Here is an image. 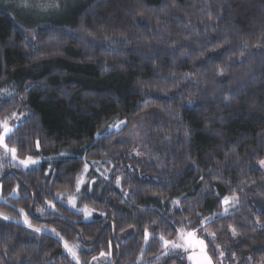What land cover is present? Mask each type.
I'll return each instance as SVG.
<instances>
[{"label": "trees", "instance_id": "16d2710c", "mask_svg": "<svg viewBox=\"0 0 264 264\" xmlns=\"http://www.w3.org/2000/svg\"><path fill=\"white\" fill-rule=\"evenodd\" d=\"M5 117L19 125L8 146L43 164L0 171V213L10 217H0V264H74L56 237L23 225L24 214L79 243L82 264L102 251L111 264H187L157 259L159 242L145 244L144 229L171 239L167 223L215 214L207 228L223 264H264V0H82L35 19L0 2ZM144 117L149 162L124 141ZM89 160L109 177L84 188L93 220L62 204L50 211L46 202L72 191ZM233 195L238 208L220 215L219 201Z\"/></svg>", "mask_w": 264, "mask_h": 264}, {"label": "snow or ice", "instance_id": "6c2138e0", "mask_svg": "<svg viewBox=\"0 0 264 264\" xmlns=\"http://www.w3.org/2000/svg\"><path fill=\"white\" fill-rule=\"evenodd\" d=\"M55 7L59 9V4H56ZM34 39V37H33ZM186 76L188 74H185ZM217 75H223V69L219 70ZM4 95H7L10 98H15L12 96L11 93H4ZM191 103V101H190ZM12 117H15V113L12 114ZM9 117H5L3 120H0V146L4 148V156L11 157V160L9 161L10 166L13 168L23 166L25 170L29 168H34L35 166L40 165L41 161L39 159H34L31 156H28L24 159H18L16 155V148H10L8 144H6L5 137L11 138V135L14 130L18 129L19 125H14L12 127L9 126ZM121 124H126V121H121ZM116 128L119 130V125H116ZM185 137H189V132L185 131L184 133ZM37 148H39V142H37ZM139 154V153H137ZM62 156L67 155L66 153H61ZM259 164L261 167H264V160L259 161ZM88 171V165L85 164L83 172L86 173ZM47 175V173H46ZM203 179V178H201ZM86 181L83 178V174L77 177L76 183H75V189H76V195L64 197L61 194H57V199L63 202V200L66 198L68 200V203L71 205L72 208L76 209L77 211L83 213L85 219L87 220L89 217L92 216L93 209H89L87 206L83 208H76V200L81 192L82 185H85ZM92 183H95V181H92ZM117 186L120 185V179L117 178L116 180ZM88 191L91 192V185H87ZM13 194H15V190H13ZM221 204L225 205L224 211L220 215H228L229 213V207L235 206V204L238 202V197L233 196H225L221 201H219ZM48 204L49 208L55 209V205L46 202ZM173 205L175 207L180 206V201L176 200L173 201ZM20 212L24 214V210L20 209ZM41 214H43L44 209H40ZM101 215H104V213H101ZM199 215V214H198ZM0 217H2L4 220H9L10 217L7 215H4L3 213H0ZM216 215L214 214L211 217H204L203 219L199 220L198 223H194L192 220L188 218H184L181 221H171L165 225L166 229L171 228L172 232L168 233V236H172L173 232L175 233L174 237L169 239L166 235L163 233L159 234L158 236L155 234V229L152 230V233H149L148 228L144 229V235H143V241L145 244H148L149 237L151 235L152 239H156L159 242V246L162 249L160 256L157 257V259H160L161 257H176L183 260H186L188 264H214L213 257H217V259H220L221 264H223V257L225 256V253L220 250V246L216 244V234L215 232L209 231L207 228L208 224H211L215 221ZM19 223V221H16ZM23 223L27 225L33 232L40 233V232H49L50 234L55 235L59 238V241L62 243L64 251L68 254L69 257L75 262V264H82L80 257H79V251L81 250L82 246L79 243L70 244L63 236L60 235L59 232L56 231V229H42L40 227H34L29 219L27 214H24V220ZM155 223V221L153 222ZM231 233L232 236L235 237L239 233L237 232L236 228L231 227ZM212 244L213 248L211 250V253H209L208 245ZM109 246H111V242H109ZM7 253L5 252V256ZM111 252L105 253L101 252L100 256H110ZM234 256V253L232 254ZM97 257L93 256L92 260L95 261ZM249 260L252 258L249 257ZM20 264H25V262L21 261ZM137 264H140L138 261ZM165 264H167V261H165Z\"/></svg>", "mask_w": 264, "mask_h": 264}, {"label": "rangeland", "instance_id": "374dc122", "mask_svg": "<svg viewBox=\"0 0 264 264\" xmlns=\"http://www.w3.org/2000/svg\"><path fill=\"white\" fill-rule=\"evenodd\" d=\"M82 0H0V2H6L7 5L10 8H13V10L17 11V15H24L26 17H30V18H40V16L46 15V14H54L57 15V12L60 10H66L74 5H77L78 3H80ZM56 4H59V9H57L55 7ZM66 8V9H65ZM37 13V14H36ZM5 97V95L3 94L1 96V98ZM13 122H16L14 120H9V126L12 127L16 124H13ZM151 121L150 119L144 117L141 118L138 122H136L131 128H129V130L126 133V136L124 138V141L127 142L128 144V154L130 157L136 158L139 160V162H144V161H148L149 162V151L145 148L146 144L148 143V139H149V129L151 126ZM119 125V130L117 128L114 129L115 132L120 131L123 127H125V124H117ZM2 131V130H0ZM7 138L5 137V143L7 144ZM11 148V147H10ZM139 153V154H137ZM18 157V156H17ZM18 159H21L18 157ZM35 159V158H34ZM11 160V157H5L4 156V148L2 146H0V171H3V168H5L6 164L9 163V161ZM41 161L40 165L35 166L34 168H29L27 170H25L23 168V166H19L16 168H13V170L16 171H24V172H30L34 169H38L42 164V160L39 159ZM264 160V159H263ZM86 162V161H85ZM10 164V163H9ZM85 164L88 165V171L86 173L83 172ZM83 166V169L81 170V173L78 175L80 176L81 174H83V178L86 181L85 185H82L81 187V192L79 194V196L77 197L76 200V208H83L85 206H87L89 209H93L94 211L92 212V216L89 217L87 220L85 219L83 213L77 211L76 209L72 208L71 205L68 203V200L65 198L63 200V202H61L60 200H58L56 197L57 195H54L53 197L50 198V201L52 202V204H62L64 205L67 209H69L71 212H74L78 215H82L83 216V220L85 222L88 221H92L93 220V215L94 212H99L96 207L91 206L89 204L85 203V200H83V196H84V188L87 187V185H93L94 183H92V179H94L95 177H100L103 179H109L108 177V173L105 172L102 167L101 164L98 161H92L89 160ZM259 168L261 170H264V167H261L259 164ZM77 176V177H78ZM74 180V189H72V191L70 192H66L61 194L64 197H68V196H73L76 195V189H75V183H76V179ZM94 181L96 182V180L94 179ZM17 190H15V194H12L14 196H17ZM5 202L6 199L3 197V190H2V186L0 185V202ZM239 205V201L235 204V206L233 207H229V213L236 210V208H238ZM224 207L225 205H223V211H224ZM97 210H95V209ZM50 211L56 212V209H52L49 208ZM23 225H25L22 222ZM26 227H28L27 225H25ZM29 228V227H28ZM40 233H44L43 231ZM45 234V233H44ZM52 236L56 237L55 235L51 234ZM58 240L59 238L56 237ZM83 250V248H81V250L79 251V257L81 262L82 261V257H81V251ZM67 254V253H66ZM68 255V254H67ZM69 257V256H68ZM69 259L75 264V262L71 259V257H69ZM112 257L110 256H105V257H100L99 259H96L95 261H92V263L90 262V264H111L112 263ZM186 261V260H185ZM186 263L188 264V262L186 261ZM215 264V263H214Z\"/></svg>", "mask_w": 264, "mask_h": 264}]
</instances>
